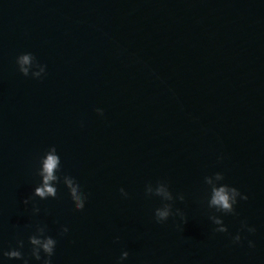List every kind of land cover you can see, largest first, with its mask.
Masks as SVG:
<instances>
[{
  "label": "water",
  "instance_id": "obj_1",
  "mask_svg": "<svg viewBox=\"0 0 264 264\" xmlns=\"http://www.w3.org/2000/svg\"><path fill=\"white\" fill-rule=\"evenodd\" d=\"M27 51L42 79L18 70ZM52 145L83 210L63 183L23 203ZM225 183L249 196L237 214L210 204ZM37 224L53 264H264V0H0V252L28 255Z\"/></svg>",
  "mask_w": 264,
  "mask_h": 264
},
{
  "label": "clouds",
  "instance_id": "obj_2",
  "mask_svg": "<svg viewBox=\"0 0 264 264\" xmlns=\"http://www.w3.org/2000/svg\"><path fill=\"white\" fill-rule=\"evenodd\" d=\"M16 64L18 70L24 76H31L34 79H42L47 72V64L41 63L34 53L27 51L21 52L16 57ZM35 69H39L35 71ZM44 75H41V74ZM97 112L101 115L104 113V109L98 107ZM219 158H223L222 156ZM37 175L39 176V182L34 187L31 197L24 199L23 203L28 205L30 200L35 197H39L41 200H46L48 198H56L58 195V186L63 183L68 189L72 199L75 201V206L79 210H83L86 207L88 200V194L84 191V187L80 180L73 175L64 174L62 172V161L61 155L57 151L55 145L47 148L44 153L39 157L38 167L36 169ZM217 180L223 178L222 173L215 174ZM208 182L212 183L211 177L208 178ZM163 186L158 189V192H164ZM120 192L127 197V191L121 187ZM167 195V193H166ZM240 196L241 200H248L249 196L247 193L241 192V190L232 184H220L219 186H214L212 189L210 204L216 206V209L220 213H232L237 214L236 205L240 202L237 201V196ZM170 199L171 197L168 196ZM181 199L183 197L181 196ZM235 206V207H234ZM40 208L38 206L33 207V213L38 214ZM175 214L185 219L184 212L181 209H176ZM155 219L158 222H165L173 215L171 206H161L155 209L154 212ZM215 223L219 224L220 220L216 219ZM247 231L253 233L256 231L254 226H251L247 221L241 222V229L233 237V242H241L244 239L243 232ZM71 231L70 226L64 225L61 229L60 235H66ZM214 232L226 233L229 231L227 224L221 225L220 228H214ZM119 239V237H117ZM28 243L31 246L30 253L25 255L23 251L25 247V241L21 238H17L15 246L9 247L0 252V264H6L5 258L7 260H18L22 261V264H31L32 259L41 262V264H53L52 257L55 255L56 246L58 240L56 237L50 235L47 231L46 225L37 224L35 231L28 237ZM249 247H255L254 241H248ZM129 257V252L127 250L123 251L119 257L120 264Z\"/></svg>",
  "mask_w": 264,
  "mask_h": 264
}]
</instances>
